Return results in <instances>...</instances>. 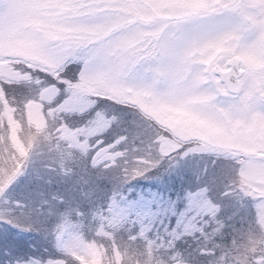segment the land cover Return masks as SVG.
Wrapping results in <instances>:
<instances>
[{
    "label": "snow or ice",
    "instance_id": "6c2138e0",
    "mask_svg": "<svg viewBox=\"0 0 264 264\" xmlns=\"http://www.w3.org/2000/svg\"><path fill=\"white\" fill-rule=\"evenodd\" d=\"M0 124V264H264V0H0Z\"/></svg>",
    "mask_w": 264,
    "mask_h": 264
},
{
    "label": "trees",
    "instance_id": "16d2710c",
    "mask_svg": "<svg viewBox=\"0 0 264 264\" xmlns=\"http://www.w3.org/2000/svg\"><path fill=\"white\" fill-rule=\"evenodd\" d=\"M17 117V116H16ZM24 123V120H23ZM27 126V123H24ZM23 124V126H24ZM20 135L22 137H29L32 135V130L30 127H26L24 129H20ZM6 136L7 132L3 127V124H0V158L7 156V146H6ZM192 166V165H191ZM70 184L72 181H77L76 177H70ZM84 180H87V177H84ZM170 183H168V188L170 189V193L177 192L181 189L182 183L180 177H171L167 178ZM23 183V180L21 181ZM79 183L80 191L77 195L83 196L85 194H90V188L83 181H77ZM146 186L145 182L138 181V185ZM137 185V186H138ZM232 209H230L227 205H225V209L222 216L223 219H227L231 214ZM234 227L240 226L239 217L234 219ZM231 230V229H230ZM229 230V231H230ZM35 234H28L33 238ZM37 243H39V237H35ZM207 243L208 241H204ZM101 247L103 249H107L112 254H117L118 259L116 260V264H157V260H151L150 258H146L141 253V245L138 242L130 241L127 239H123L121 237H117L114 241L112 239H104L99 241ZM104 264H113L112 255H107L104 257ZM223 264V261H221Z\"/></svg>",
    "mask_w": 264,
    "mask_h": 264
},
{
    "label": "rangeland",
    "instance_id": "374dc122",
    "mask_svg": "<svg viewBox=\"0 0 264 264\" xmlns=\"http://www.w3.org/2000/svg\"><path fill=\"white\" fill-rule=\"evenodd\" d=\"M16 119L17 120H19V121H21V123L22 124H24L23 123V120H24V116H23V113H21V112H17L16 113ZM26 127H28V125L27 126H25V124H24V126L21 128V129H24V128H26ZM196 161L195 160H192L191 162H190V165H192V167H195L196 166ZM173 177H176L175 175L173 176ZM167 178H171V177H166L165 179L167 180ZM140 181H142V182H145L146 183V186H142L141 184L140 185H138V188H142V189H148V188H152L153 189V191H156L157 189H155V188H153V182L152 181H149V180H140ZM168 181V180H167ZM168 183H170V181H168ZM163 191H165V192H167V194L168 195H170V196H172L173 198H175V195H176V192H174V193H170L169 191H170V189L168 188V186H167V188H165V189H163ZM30 240L32 239L31 238V236H28V234H25ZM261 236H264V231H261L260 233H257V235H256V239H258L259 240V238L261 237Z\"/></svg>",
    "mask_w": 264,
    "mask_h": 264
},
{
    "label": "clouds",
    "instance_id": "9594fccd",
    "mask_svg": "<svg viewBox=\"0 0 264 264\" xmlns=\"http://www.w3.org/2000/svg\"><path fill=\"white\" fill-rule=\"evenodd\" d=\"M224 101V98L223 97H220L219 98V101L218 102H222ZM221 219H222V216H221ZM224 224L228 225V227L225 229V233H227L231 228L234 227V219L232 220H229L228 218L227 219H223L222 221ZM195 243V241H193ZM67 264H73V261L68 258L67 259ZM157 264H170V261L168 260L166 254L164 253H161L160 256H159V260L157 261Z\"/></svg>",
    "mask_w": 264,
    "mask_h": 264
}]
</instances>
